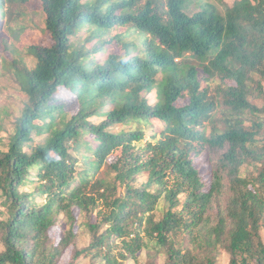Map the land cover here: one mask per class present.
<instances>
[{
  "label": "trees",
  "instance_id": "1",
  "mask_svg": "<svg viewBox=\"0 0 264 264\" xmlns=\"http://www.w3.org/2000/svg\"><path fill=\"white\" fill-rule=\"evenodd\" d=\"M30 1L0 0V46L11 33L19 39L25 28L12 26L24 23ZM34 1L51 44L28 45L27 63L18 54L0 63V77L25 97L0 135V206L9 214L0 264H58L69 247L68 264H140L142 249L167 255L165 264H219L223 252L228 264H264V0ZM142 92H155V103ZM118 125L131 128L113 133ZM144 125L161 138L133 146ZM203 149L216 157L207 180L190 158ZM242 166L254 172L241 177ZM29 182L33 191H20ZM34 194L46 201L31 206ZM97 208L86 224L91 243L77 249L74 209ZM102 224L110 226L97 235ZM121 237L125 253L102 250Z\"/></svg>",
  "mask_w": 264,
  "mask_h": 264
},
{
  "label": "rangeland",
  "instance_id": "2",
  "mask_svg": "<svg viewBox=\"0 0 264 264\" xmlns=\"http://www.w3.org/2000/svg\"><path fill=\"white\" fill-rule=\"evenodd\" d=\"M236 0H224V4L226 3L227 5L231 6ZM27 10L25 11L26 13V19H24V23H22L21 25H13L12 27H14V29L16 31L19 30V28H25V30L19 35V39L17 41H13L14 40V36L11 33L10 38L8 39L6 37V46H0V63L2 64L3 60L5 58L7 59H11L12 55L14 54H18L20 55L21 58L24 59V62L27 63L28 61H32L31 57H27V55L24 52V49L27 48L28 45H36L39 47H47L51 44L50 38L49 36L45 33L44 29V15L42 14L41 11V6L37 1L31 0L27 5ZM13 29V30H14ZM123 30H115L114 32H122ZM23 46V48L21 46ZM86 49H89L91 45H83ZM111 48L115 49V52H119V49L114 45L111 44L109 46H107L108 50H111ZM23 49V51H22ZM159 77V76H158ZM257 76L254 75L253 79L256 80ZM206 86V84L203 82L201 85V89L204 88ZM250 88L254 89L256 87L255 84H250L249 85ZM262 87L264 89V83L262 84ZM141 96H144V99H146L148 101V103L154 104L156 101V95L155 92H150V93H141ZM249 100H251V103L256 105L257 107H261L262 106V101L260 100H253L251 99V96H248ZM25 100V97L22 93L15 91L10 85L5 83L4 78L0 77V126L2 127L1 133L0 135L2 137H6L10 131L12 130V128L14 127L15 124V120L20 116L21 111H22V107H23V101ZM186 102V100H182V104H184ZM107 110H110V107L107 106L106 107ZM69 110V108H68ZM225 111H222L220 113H217L214 116L215 121H221L225 115ZM148 124H153L152 120H148ZM159 125V127L163 126V123H158L155 122L154 127L157 128ZM131 125L128 126H113L111 127V131L113 133H120L122 132H128V130H130ZM139 125H136V127H138ZM145 127H143L144 131H145V136H143V138L139 141V142H133V146L137 145V146H144L145 144H147L148 142L151 143H155L153 141V135L156 137L154 140H159L161 137L160 135H158V131L153 132V129H147L146 125H144ZM124 127V128H123ZM156 130V129H155ZM34 143H38V142H42L43 139L45 138L44 136H38V137H34L32 136ZM24 150H28L27 148H24ZM113 158L115 156H112ZM216 158L213 154H211L207 149H203L201 152H199L198 154L192 153L190 158L193 161V164L195 166L196 169H198V171L201 173L202 177L207 180L208 176L211 173V168L210 165L207 163L208 162V158ZM79 167H82V163L79 164ZM101 170V169H100ZM100 172V171H99ZM254 172V169L252 167H247V166H242L240 169V175L241 177H247L250 174H252ZM34 174V173H33ZM98 176V173L95 174L94 178ZM146 178H147V173L143 174L141 177H139L137 179V182L135 184V188L139 189H143L144 184L146 183ZM167 179H169V181L172 183V180L170 177H167ZM34 177L30 178V181H34ZM156 187L155 186H150L148 188V190L150 192L152 191H157L155 190ZM20 191L22 192H27L30 193L33 191V187L31 182L26 183L25 186H23ZM124 190L123 188H120L119 186L117 187V193L120 195L121 193H123ZM39 201H43L45 202L46 200L43 198V196H41L40 194H34L31 198V206L35 207L36 203ZM101 209V208H100ZM99 208H97L95 211H88L87 213H83L78 215V211L76 209H74V215L77 217L78 221L76 222V227L74 230H78L76 228L82 227L83 229V235L79 236L78 239L76 240V247L77 249H84L86 247H88L91 243V235H90V231L88 230L87 227V222L89 221L90 223H95L97 221V219H99V216L97 214V211L100 210ZM102 211H104V209H102ZM87 214V215H86ZM8 210H6V208H2L0 206V220H4L8 217ZM156 218H159V214L155 213ZM64 221L65 218L64 217H60V221H59V225H57V227H53L50 229L49 231V242L52 244H55L56 241L59 239L60 236H62L63 234V229L65 228L64 225ZM129 224V229L130 231H132V235L130 236V238L132 239L134 237V232L136 231L135 229L137 228L136 224H131V221L128 222ZM144 223H142L141 227L139 229H143L144 228ZM109 224H102L100 225L99 228V232L97 233V235L104 233L108 228H109ZM261 235L262 238L264 239V229L261 230ZM123 239L126 240L125 237H121L118 240H115V243L113 245L112 248L107 249V247L105 246L104 248H102V250L104 252L107 251H111V253L113 255H118L120 253H125V250L123 249L124 247V241ZM49 243V244H50ZM72 247H69L66 249V251L64 252L63 256L61 257V259H59L58 264H68L71 261L72 258V251H71ZM0 250H1V246H0ZM184 251L181 250V253L183 254ZM147 253H152V257L149 258L147 256ZM219 264H228L229 262V256L223 252L219 255ZM136 257L138 258L140 264H165L167 262V255L165 254H156V251H151V252H147L145 249H142L141 251H139L136 255ZM99 263V259L95 260L94 264H98ZM84 264H89V262H85ZM105 264V263H103ZM124 264H134L133 260L130 261H125Z\"/></svg>",
  "mask_w": 264,
  "mask_h": 264
}]
</instances>
